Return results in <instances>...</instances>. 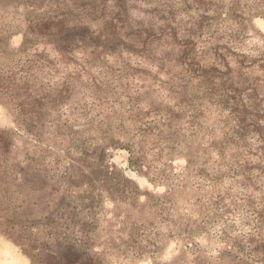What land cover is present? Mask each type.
I'll list each match as a JSON object with an SVG mask.
<instances>
[{
    "label": "rangeland",
    "instance_id": "rangeland-1",
    "mask_svg": "<svg viewBox=\"0 0 264 264\" xmlns=\"http://www.w3.org/2000/svg\"><path fill=\"white\" fill-rule=\"evenodd\" d=\"M1 71L0 264H264V0H0Z\"/></svg>",
    "mask_w": 264,
    "mask_h": 264
},
{
    "label": "trees",
    "instance_id": "trees-1",
    "mask_svg": "<svg viewBox=\"0 0 264 264\" xmlns=\"http://www.w3.org/2000/svg\"><path fill=\"white\" fill-rule=\"evenodd\" d=\"M4 72L1 71L0 72V95H5L8 94V89L7 87H5V83L7 80H5L4 77ZM9 222L11 223V221L9 220ZM27 229V228H24ZM16 231H18V229L15 228V226H10V232L9 234L11 235V237L15 238L18 242H20L23 245H26L30 251H31V258H32V264H60L63 262V260H67V263L70 264H76L77 260H70L69 258V252L67 251L65 252V254H61V252L59 251H54V250H49L48 252L44 249V246L39 245L38 241H36V238H29V242H27V244H25L26 242H24V238H26L25 236H21V232H20V236L16 235ZM26 232V231H25ZM27 241V239H26ZM72 254V253H71ZM58 261L57 263L55 261Z\"/></svg>",
    "mask_w": 264,
    "mask_h": 264
}]
</instances>
